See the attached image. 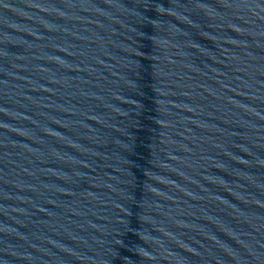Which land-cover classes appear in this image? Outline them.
Listing matches in <instances>:
<instances>
[{"label":"water","instance_id":"water-1","mask_svg":"<svg viewBox=\"0 0 264 264\" xmlns=\"http://www.w3.org/2000/svg\"><path fill=\"white\" fill-rule=\"evenodd\" d=\"M0 264H264V0H0Z\"/></svg>","mask_w":264,"mask_h":264}]
</instances>
